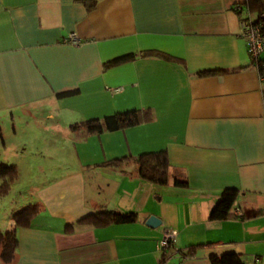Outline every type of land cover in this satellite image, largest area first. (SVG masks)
I'll return each mask as SVG.
<instances>
[{"label":"crops","instance_id":"0c3cea01","mask_svg":"<svg viewBox=\"0 0 264 264\" xmlns=\"http://www.w3.org/2000/svg\"><path fill=\"white\" fill-rule=\"evenodd\" d=\"M253 12L248 0H0L1 144L6 126L31 135L2 196L6 227L15 207H41L13 264H213L225 251L264 264V78L241 33ZM126 109L148 113L105 128ZM90 118L91 132L70 128ZM156 150L165 184L138 172L136 157ZM227 187L231 216L213 219ZM101 208L138 218L79 222Z\"/></svg>","mask_w":264,"mask_h":264},{"label":"trees","instance_id":"16d2710c","mask_svg":"<svg viewBox=\"0 0 264 264\" xmlns=\"http://www.w3.org/2000/svg\"><path fill=\"white\" fill-rule=\"evenodd\" d=\"M249 8L256 13H264V0H248ZM246 17V16H245ZM244 19V18H243ZM132 57L131 55L115 58L105 62L106 66L115 64L121 60ZM76 90H69L63 94H71ZM145 113L139 109H126L106 115L103 118L105 128L108 130L118 129L123 122L129 119H146ZM99 123V119L90 118L76 121L70 124L73 131H80L81 134H87ZM125 157H118L104 162L108 166H118ZM139 175L153 180L159 184H165L168 180L169 159L166 150H156L143 152L136 157ZM19 170L15 163L0 162V177L3 179L0 184V197L6 195L10 189V184L18 176ZM183 175V174H180ZM177 182L184 184L186 182L183 176H176ZM238 194V188H225L214 206L211 209L210 216L213 219L227 218L231 216V208ZM38 203H28L21 207H15L11 212V224L5 229L0 228V259L5 264H13L17 257L18 229L21 226H28L32 217L40 211ZM138 213L135 210H119L101 208L97 211L87 213L79 218V222H89L98 225L109 223H123L137 220ZM71 224H67V229ZM213 264H247L246 261L235 251H225L211 256Z\"/></svg>","mask_w":264,"mask_h":264},{"label":"built area","instance_id":"2783aa9c","mask_svg":"<svg viewBox=\"0 0 264 264\" xmlns=\"http://www.w3.org/2000/svg\"><path fill=\"white\" fill-rule=\"evenodd\" d=\"M241 33L247 38L249 46V54L251 59L256 62L257 67L260 69V74L264 78V60L260 55L264 52V13H256L253 17L252 14L241 20ZM69 42L79 44L82 39L71 33L68 37ZM160 245L168 244V238H163Z\"/></svg>","mask_w":264,"mask_h":264},{"label":"rangeland","instance_id":"374dc122","mask_svg":"<svg viewBox=\"0 0 264 264\" xmlns=\"http://www.w3.org/2000/svg\"><path fill=\"white\" fill-rule=\"evenodd\" d=\"M252 16L255 17L256 13L253 12ZM1 140L2 138L0 135V162L12 163L18 159L27 157V154L31 151L29 147L23 148L25 145L23 141L28 143L31 140V135L28 133L26 127H22L20 130L13 132V129H9V127L6 126L4 140L7 141L8 146L4 147L1 144ZM3 208L2 197H0V227L4 229L6 227L5 221L7 217L3 220ZM0 264H5L3 259H0Z\"/></svg>","mask_w":264,"mask_h":264},{"label":"water","instance_id":"95a60500","mask_svg":"<svg viewBox=\"0 0 264 264\" xmlns=\"http://www.w3.org/2000/svg\"><path fill=\"white\" fill-rule=\"evenodd\" d=\"M146 224L151 227H156L161 224V219L157 215L151 214L147 217Z\"/></svg>","mask_w":264,"mask_h":264}]
</instances>
